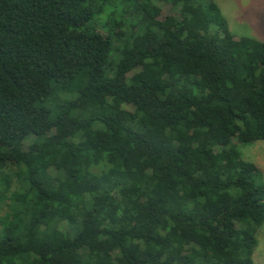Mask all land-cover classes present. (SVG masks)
<instances>
[{
	"label": "trees",
	"instance_id": "trees-1",
	"mask_svg": "<svg viewBox=\"0 0 264 264\" xmlns=\"http://www.w3.org/2000/svg\"><path fill=\"white\" fill-rule=\"evenodd\" d=\"M257 141L264 41L215 0H0V264H258Z\"/></svg>",
	"mask_w": 264,
	"mask_h": 264
},
{
	"label": "rangeland",
	"instance_id": "rangeland-1",
	"mask_svg": "<svg viewBox=\"0 0 264 264\" xmlns=\"http://www.w3.org/2000/svg\"><path fill=\"white\" fill-rule=\"evenodd\" d=\"M215 1L220 6L221 12L227 19L229 30L235 37L251 36L264 41V0ZM238 149L245 160L254 163L260 169L264 181V141L239 144ZM8 171L9 169L5 173ZM18 187V183L12 180V188ZM8 203L7 198L0 199V216L7 212ZM259 234L253 256L258 264H264V224Z\"/></svg>",
	"mask_w": 264,
	"mask_h": 264
}]
</instances>
